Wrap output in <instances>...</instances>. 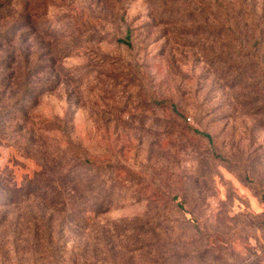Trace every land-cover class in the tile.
<instances>
[{
    "label": "rangeland",
    "instance_id": "rangeland-1",
    "mask_svg": "<svg viewBox=\"0 0 264 264\" xmlns=\"http://www.w3.org/2000/svg\"><path fill=\"white\" fill-rule=\"evenodd\" d=\"M0 264H264V0H0Z\"/></svg>",
    "mask_w": 264,
    "mask_h": 264
},
{
    "label": "trees",
    "instance_id": "trees-1",
    "mask_svg": "<svg viewBox=\"0 0 264 264\" xmlns=\"http://www.w3.org/2000/svg\"><path fill=\"white\" fill-rule=\"evenodd\" d=\"M68 179V176L63 175L61 177V182L57 187V196H55L49 203L52 210L64 215V217H67V214L73 215L74 211L81 213L82 216H86V214L104 215L105 213L111 211L114 206V202L109 199H99L95 201V203H84L78 206L75 205L73 200L70 202L64 200L62 197L66 196L68 193L75 195L78 188L77 185H71V182H75L74 179L67 181ZM84 218H87L88 220V217Z\"/></svg>",
    "mask_w": 264,
    "mask_h": 264
}]
</instances>
